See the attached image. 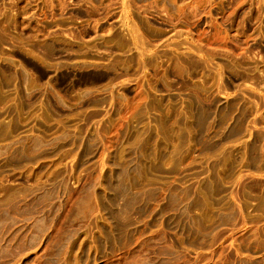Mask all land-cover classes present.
I'll use <instances>...</instances> for the list:
<instances>
[{
  "label": "rangeland",
  "instance_id": "1",
  "mask_svg": "<svg viewBox=\"0 0 264 264\" xmlns=\"http://www.w3.org/2000/svg\"><path fill=\"white\" fill-rule=\"evenodd\" d=\"M0 264H264V0H0Z\"/></svg>",
  "mask_w": 264,
  "mask_h": 264
}]
</instances>
